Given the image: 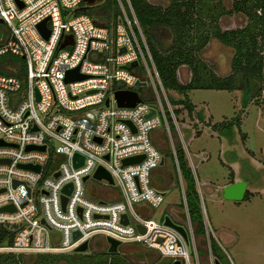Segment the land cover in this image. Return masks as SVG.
<instances>
[{"label":"built area","instance_id":"obj_1","mask_svg":"<svg viewBox=\"0 0 264 264\" xmlns=\"http://www.w3.org/2000/svg\"><path fill=\"white\" fill-rule=\"evenodd\" d=\"M100 1L0 0V23L6 29L0 35V56L11 53L23 63L21 76L0 71V206H12L0 209V225L11 234L0 250L70 253L83 241L88 247L89 239L99 234L104 241L106 236L117 239L116 246L142 244L178 258L180 264H191L193 253V261L199 264L170 128L171 121L182 138L170 90L160 79L129 0H116L118 11L108 23L75 10L82 3ZM42 19L45 36L37 26ZM132 60L136 62L129 68L123 66ZM75 66L86 75L64 80L65 71ZM142 71L151 81L150 99L136 89L148 82ZM118 88L135 90L139 100L131 106L117 105L113 90ZM161 119L187 214L188 243L163 218L149 216V208L164 198V191L151 178L152 169L161 158L164 161L150 137ZM183 148L194 172L185 144ZM74 153L81 156L79 163L74 162ZM131 155L142 156L122 162ZM98 166L107 171L110 181L94 176ZM88 178L100 182L95 190L85 184ZM214 259L210 253L212 264Z\"/></svg>","mask_w":264,"mask_h":264},{"label":"rangeland","instance_id":"obj_2","mask_svg":"<svg viewBox=\"0 0 264 264\" xmlns=\"http://www.w3.org/2000/svg\"><path fill=\"white\" fill-rule=\"evenodd\" d=\"M121 1L124 3L123 0ZM149 1L154 4H167V0ZM233 1L198 0L199 14L194 15L203 19V25H200L199 30L203 31L204 28L211 27L213 22L211 16L219 11L220 15L216 21L222 29L245 25L248 18L243 11H227L232 7ZM125 11L128 13L126 7ZM5 31L4 25L0 23V35L2 36ZM196 53L199 59L216 74L224 76L231 72L234 49L215 36H211ZM177 73L182 82L189 80L191 76L190 67L186 64L179 65ZM141 76L147 78L148 82L136 89L142 97L150 99L154 95L150 78L145 76L143 71ZM236 83L237 87L232 90L196 88L188 92L196 108L208 114H206L207 117L205 115L206 118L203 121L198 117L196 109L189 113L181 103L173 104L172 102L174 108L179 109V111L175 110V113L178 116L183 138L170 121L173 141L176 147L186 145L195 172L194 175L192 170L198 197L193 200V203L198 210V215L197 212L192 214L190 220L196 237L199 264H212L210 253L219 260L220 264H264V185L262 184L264 168L262 171L256 170L241 160V176H246L245 171H250L257 179L253 182L247 178L248 186L241 199L225 198L222 187L217 194L211 195L205 184L206 181L209 182L210 179L217 177L221 183L228 179L227 176L232 177V173L229 172L230 167L223 166L224 164L219 160L223 157L227 162H231L229 147L234 146V143L238 141L240 145H243L241 137L243 132L248 134V146L255 149L258 158L262 157L257 147L260 149L262 145L264 146V83L257 78L244 80L242 77H238ZM169 94L174 98L180 96L174 90H170ZM239 116H242L241 130L235 122L236 117ZM211 121L216 124L215 128L211 126ZM200 122L204 123V126H201L202 131L197 135ZM150 137L164 155L163 163L151 171V178L164 191V198L158 206L149 208V216L162 220L165 214H170L176 221L188 228L178 176L171 161V142L163 119L160 125L150 130ZM219 150L220 154H218ZM208 153L211 157L205 159L204 155ZM62 158L63 156L59 155L57 160ZM99 183L92 178H88L85 182L94 190ZM183 183L186 190L187 183L184 177ZM256 183H260L261 187L256 186L258 185ZM207 224L209 228L206 230ZM100 239H102L101 235H94L89 239L86 250L82 252L104 250L106 242ZM127 244L130 245L120 243L116 250L117 255H115L122 264H171L174 259L172 256L162 255L142 244ZM189 247L192 250L191 245ZM0 253H12L17 256V258L7 259L8 255H4L0 264H30L35 260V253L38 252L0 250ZM193 260L192 253L191 264H197ZM62 262L60 260L58 263L62 264Z\"/></svg>","mask_w":264,"mask_h":264},{"label":"trees","instance_id":"obj_3","mask_svg":"<svg viewBox=\"0 0 264 264\" xmlns=\"http://www.w3.org/2000/svg\"><path fill=\"white\" fill-rule=\"evenodd\" d=\"M124 1V0H123ZM198 0H167L166 5L154 4L149 0H129L131 8L143 30L153 61L164 87L179 93V97H170L171 103H181L191 113L193 103L187 91L194 88L235 89L238 77L244 80L257 78L264 83V0H234L228 12L243 11L247 15L245 25L236 28L222 29L217 24L220 11L211 16V27L200 31L203 19L199 14ZM125 3V1H124ZM125 6V5H124ZM127 8V6H125ZM76 11H84L101 23H108L117 11L116 0H101L95 4H80ZM196 13V15H194ZM215 36L231 45L234 54L231 59V72L220 76L199 59L196 51ZM1 72L21 76L23 74L22 59L11 53L0 56ZM186 64L190 67L189 80L182 82L178 77V66ZM178 110V107L174 108ZM180 169L186 180L185 197L189 216L198 210L193 203L198 197L195 179L185 155L183 146L177 147ZM10 233H5L0 225V244L9 243ZM117 251L91 252H38L30 264H122L118 261ZM116 254V255H115ZM7 259L15 257L12 253ZM216 258V257H215Z\"/></svg>","mask_w":264,"mask_h":264},{"label":"water","instance_id":"obj_4","mask_svg":"<svg viewBox=\"0 0 264 264\" xmlns=\"http://www.w3.org/2000/svg\"><path fill=\"white\" fill-rule=\"evenodd\" d=\"M92 1L93 0H84V2H86V3H91ZM37 26H38L39 30L42 32V34L45 36L47 34V29L45 27V19H42L40 22H38ZM120 49L122 50L123 47H121ZM135 62H136V60H132V61H130V63L128 65H123V66L125 68H129ZM85 75H86L85 73L79 72L77 69V66H75V67L69 68L65 71L64 80L77 79V78L84 77ZM136 83H144V82L136 80ZM37 97L38 96L36 93V98ZM113 97H114L117 105H124V106H131L139 100V97H138L136 91L132 90V89H127V88L114 89L113 90ZM107 100L108 99L106 97L104 99V104H107ZM153 111H154V108H152L151 111L147 115H149ZM0 143H2L1 140H0ZM30 147H33V146L32 145H26V148H30ZM39 148L43 149V145H40ZM141 156L142 155L127 156V157L122 158V162L128 163V162L136 161ZM73 158H74L75 163H79L81 156L77 153H74ZM160 163H163V158H161ZM20 165H22L24 167H28V168L31 167L34 169H38L37 165H33V164H29V163H23ZM56 173L57 172H55L54 174H56ZM94 176L95 177L103 176V177H106L109 181L111 180L107 171L105 169H103V167H101V166H98L96 168V170L94 171ZM69 186H70L69 183L65 184L63 186V190L67 192L69 189ZM245 191H246V181L244 179L234 180L230 183L225 184L222 187L223 196L227 199H241L244 196ZM61 198L63 200L64 196H61ZM11 208H12V206L9 203L0 206V209H11ZM121 221L124 223L127 221L124 213L121 214ZM163 222L165 224L170 225V226L174 227L175 229H177L182 234L186 243L189 242L188 233H187V230L183 224H181L178 221H175L170 214H165L163 216ZM137 227L139 229L143 230V227L141 224H137ZM105 240L107 242V246H106L107 251H116L117 250L116 245L119 243V241L117 239H114L110 236H106ZM86 247H87L86 241H83L75 247V251H80V252L85 251ZM214 262H215V264H220V262L217 258L214 259ZM171 264H180V260L178 258H176L171 262Z\"/></svg>","mask_w":264,"mask_h":264},{"label":"crops","instance_id":"obj_5","mask_svg":"<svg viewBox=\"0 0 264 264\" xmlns=\"http://www.w3.org/2000/svg\"><path fill=\"white\" fill-rule=\"evenodd\" d=\"M194 89H196V88H194ZM189 91H187V95H188L190 101L192 102V100L188 94ZM193 106H194L193 109L197 110L198 117L203 121L207 117L208 114L206 113L207 114L206 115L205 112L202 111L200 108L197 109L194 103H193ZM205 115H206V117H205ZM240 115H241V113H240ZM236 118H237V120L235 121L237 123L236 125L238 126L239 130H241V126H242V119L241 118H242V116H239ZM201 122L198 124L199 125V128H198L199 131H198V133H196L197 135H199L202 131L201 126L202 125L204 126V123H201ZM211 126L213 128H215L216 124L215 123L213 124V122L211 121ZM247 135L248 134L246 132H243V135H241V137L243 138L242 139L243 145H240V142L238 141V142L234 143V146L229 147V156L231 158V162H227L226 160L223 159V157L220 158L219 161L222 164H224L223 166L227 165L228 167H230L229 172L232 173V177L227 176L228 179L226 181H224L223 183L220 182V179H218L219 177H217L215 179H210L209 182L206 181L205 184L207 185L206 187L208 188L209 194H211V195L217 194V191H219L221 189V187H223L225 184L230 183L234 180L244 179L246 181V187L248 186V179L247 178L251 179V181L253 180V182L257 181L255 175L253 173H251L250 171H245L247 175L244 177L241 176V173H240V170H242L241 169V160H244L245 163H248L249 166H251L252 168H254L256 170L262 171L264 168V165H263L264 164V146L262 145L260 147V149L257 147L258 151H260L261 156H262L261 158H258L256 153H255L256 152L255 149H252L248 146ZM218 154H220V150H219ZM204 157L206 159V158H210L211 156L208 153V154H205ZM262 172H263L262 177L264 179V171H262ZM256 184H258L256 186L261 187L260 183H256ZM262 184L264 185V181ZM253 185L255 186L254 183H253ZM100 240H102V239H100ZM228 240H229V238H228ZM105 242H106V240H105ZM126 245H130V244H126ZM106 246H107V242H106ZM118 246H116V247H118ZM132 246H134V245H132Z\"/></svg>","mask_w":264,"mask_h":264}]
</instances>
